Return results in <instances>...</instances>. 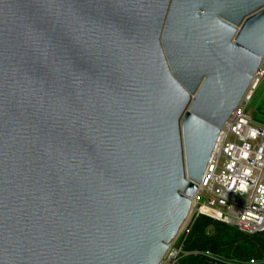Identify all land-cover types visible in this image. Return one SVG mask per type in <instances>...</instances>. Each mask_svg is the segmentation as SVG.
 <instances>
[{
  "label": "water",
  "instance_id": "95a60500",
  "mask_svg": "<svg viewBox=\"0 0 264 264\" xmlns=\"http://www.w3.org/2000/svg\"><path fill=\"white\" fill-rule=\"evenodd\" d=\"M263 59L264 0H0V264H161Z\"/></svg>",
  "mask_w": 264,
  "mask_h": 264
},
{
  "label": "built area",
  "instance_id": "2783aa9c",
  "mask_svg": "<svg viewBox=\"0 0 264 264\" xmlns=\"http://www.w3.org/2000/svg\"><path fill=\"white\" fill-rule=\"evenodd\" d=\"M263 79L264 59L242 103L220 132L206 171L217 178L205 174L192 199L193 216L207 215L248 234L264 231V125L255 123L246 111ZM174 243L161 264H180L183 253Z\"/></svg>",
  "mask_w": 264,
  "mask_h": 264
},
{
  "label": "trees",
  "instance_id": "16d2710c",
  "mask_svg": "<svg viewBox=\"0 0 264 264\" xmlns=\"http://www.w3.org/2000/svg\"><path fill=\"white\" fill-rule=\"evenodd\" d=\"M176 246L180 264H264V231L244 233L207 215H194Z\"/></svg>",
  "mask_w": 264,
  "mask_h": 264
},
{
  "label": "rangeland",
  "instance_id": "374dc122",
  "mask_svg": "<svg viewBox=\"0 0 264 264\" xmlns=\"http://www.w3.org/2000/svg\"><path fill=\"white\" fill-rule=\"evenodd\" d=\"M246 111L255 123L264 125V79L256 88L250 102L246 105ZM202 202H205V198H202ZM193 214L194 213H191V219L193 217ZM185 229L181 232V234L185 231ZM180 235L178 236V238L180 237ZM178 238L176 239V241L178 240ZM176 241L174 243L175 245Z\"/></svg>",
  "mask_w": 264,
  "mask_h": 264
},
{
  "label": "bare ground",
  "instance_id": "6f19581e",
  "mask_svg": "<svg viewBox=\"0 0 264 264\" xmlns=\"http://www.w3.org/2000/svg\"><path fill=\"white\" fill-rule=\"evenodd\" d=\"M204 211H206V210H204ZM192 212H193V205H192ZM192 212H191V213H192Z\"/></svg>",
  "mask_w": 264,
  "mask_h": 264
}]
</instances>
